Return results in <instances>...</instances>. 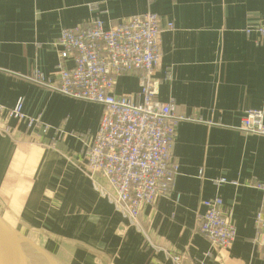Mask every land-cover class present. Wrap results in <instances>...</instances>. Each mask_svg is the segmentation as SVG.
<instances>
[{"label":"crops","instance_id":"0c3cea01","mask_svg":"<svg viewBox=\"0 0 264 264\" xmlns=\"http://www.w3.org/2000/svg\"><path fill=\"white\" fill-rule=\"evenodd\" d=\"M147 12L163 27L157 99L186 119L172 148L173 189L143 207L138 230L88 176L81 136L97 131L102 105L31 79L57 77L62 29L95 19L109 28ZM259 25L264 0H0V105L23 99L25 116L40 121L29 126L0 114V193L32 240L59 264H174L147 238L184 254L183 264H264L256 243L264 138L240 129L247 111H264V37L246 33ZM139 90L138 73L118 78L117 94ZM220 178L228 183L217 187ZM95 180L107 188L101 175ZM215 197L237 232L226 251L198 230L202 202Z\"/></svg>","mask_w":264,"mask_h":264},{"label":"built area","instance_id":"2783aa9c","mask_svg":"<svg viewBox=\"0 0 264 264\" xmlns=\"http://www.w3.org/2000/svg\"><path fill=\"white\" fill-rule=\"evenodd\" d=\"M167 28L174 26L170 23ZM162 32L161 19L154 12L123 19L109 28L100 19L64 28L57 41V77L51 81L35 73L31 79L67 97L102 105L97 131L81 136L88 176L99 195L113 204L128 226L138 230L143 207L154 205L173 189L179 164L172 148L176 129L186 119L177 115L173 103L157 99ZM254 32L264 37V25L246 30L248 35ZM68 62L72 65L67 66ZM130 73L140 77L138 94H117L118 78ZM23 108L24 101L19 99L13 108L0 105V114L8 120H23L27 118ZM27 121L29 126L40 123L39 119L29 117ZM240 129L264 138V111H247ZM97 175L106 180L108 189L96 182ZM199 178L203 179L202 169ZM214 182L217 187L228 183L225 178ZM257 188L264 192V184ZM202 205L205 211L199 216V233L217 250H229L237 232L223 213L222 199H208ZM256 228V243L264 258V211L256 217ZM147 240L154 250L164 251L174 264H183L184 254L170 253Z\"/></svg>","mask_w":264,"mask_h":264},{"label":"water","instance_id":"95a60500","mask_svg":"<svg viewBox=\"0 0 264 264\" xmlns=\"http://www.w3.org/2000/svg\"><path fill=\"white\" fill-rule=\"evenodd\" d=\"M0 264H59L18 224L0 193Z\"/></svg>","mask_w":264,"mask_h":264}]
</instances>
